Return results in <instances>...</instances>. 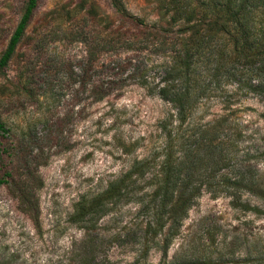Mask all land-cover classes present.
Instances as JSON below:
<instances>
[{
    "label": "rangeland",
    "instance_id": "1",
    "mask_svg": "<svg viewBox=\"0 0 264 264\" xmlns=\"http://www.w3.org/2000/svg\"><path fill=\"white\" fill-rule=\"evenodd\" d=\"M183 3L36 0L0 67V141L12 153L7 169L13 177L0 185V264H131L144 247V261L159 262L161 254L151 243L144 246L142 236L151 221L148 178L163 157L160 125L174 122L168 117L174 110L155 93L160 65L169 58L148 52L151 47L135 50L137 44L101 52L98 43L142 31L180 36L185 26L175 10ZM25 4L0 0V57ZM191 16L200 18V10ZM119 62L131 64L121 76L113 69ZM135 69L149 76L144 86L130 76ZM223 99L211 96L196 106L181 127L183 138H191L178 155L193 148L198 125L225 118L220 131L231 143L229 170L250 166L264 188V100L235 95L223 105ZM140 162L148 164V174L120 186L97 214L72 221L76 203L101 194ZM208 181L220 184L218 177ZM242 199L261 214L232 208L221 193L201 192L165 262L264 264V202L246 193Z\"/></svg>",
    "mask_w": 264,
    "mask_h": 264
},
{
    "label": "trees",
    "instance_id": "2",
    "mask_svg": "<svg viewBox=\"0 0 264 264\" xmlns=\"http://www.w3.org/2000/svg\"><path fill=\"white\" fill-rule=\"evenodd\" d=\"M183 1L175 10V15L185 26L180 36L171 38L142 31L129 38L119 35L98 43L101 52L132 49L137 44L135 50L145 51L151 47L153 51L148 52L163 53L169 58L160 65L163 74L155 93L174 110V115L168 116L174 122L167 120L160 125L164 138L163 157L148 178L151 221L146 224L142 236L144 246L151 243L161 254L157 264H173L165 262L167 250L201 192L221 193L229 199L232 208L259 214V209L243 201L242 193L264 202V188L255 180V170L250 166L241 171L229 170L231 143L225 141L220 131L227 122L225 118H217L209 125H198L193 148L187 145V149L178 155L184 142L191 138H183L181 127L187 124L200 102L214 96L223 97L222 104L229 105L227 98L235 95H252L264 100V0H194L192 7L188 6L187 0ZM35 4L36 0H26L23 14L0 57V67L8 62ZM198 10L201 17L193 19L191 14ZM130 66L128 62H119L113 69L121 76ZM130 76H139L136 82L140 86H144L149 78L143 69L133 70ZM113 84L108 83V90ZM107 93H102L96 100H101ZM4 132L0 123V136ZM9 151L6 143L0 141V185L8 184L13 178L7 169V158L10 159L12 154ZM226 168L228 172L219 173ZM148 172L146 162L133 165L101 194L76 203L72 221L79 222L97 214L106 202L118 195L120 186L132 178H143ZM214 177L219 178V185L208 181ZM146 252L144 247L139 258L131 264H147L144 261Z\"/></svg>",
    "mask_w": 264,
    "mask_h": 264
}]
</instances>
